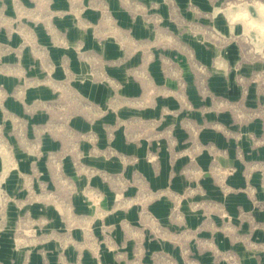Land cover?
Listing matches in <instances>:
<instances>
[{"label": "rangeland", "instance_id": "rangeland-1", "mask_svg": "<svg viewBox=\"0 0 264 264\" xmlns=\"http://www.w3.org/2000/svg\"><path fill=\"white\" fill-rule=\"evenodd\" d=\"M0 264H264V0H0Z\"/></svg>", "mask_w": 264, "mask_h": 264}]
</instances>
